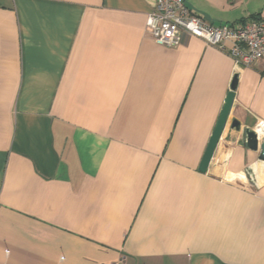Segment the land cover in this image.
<instances>
[{
	"label": "crops",
	"instance_id": "1",
	"mask_svg": "<svg viewBox=\"0 0 264 264\" xmlns=\"http://www.w3.org/2000/svg\"><path fill=\"white\" fill-rule=\"evenodd\" d=\"M155 1L0 0V264H264V161L243 140L264 58L157 44ZM185 1L215 25L264 19V0Z\"/></svg>",
	"mask_w": 264,
	"mask_h": 264
},
{
	"label": "built area",
	"instance_id": "2",
	"mask_svg": "<svg viewBox=\"0 0 264 264\" xmlns=\"http://www.w3.org/2000/svg\"><path fill=\"white\" fill-rule=\"evenodd\" d=\"M147 27L154 41L162 46H178L184 35L200 38L207 45L227 52L237 69L250 67L264 58L263 18L215 25L197 14L185 0H156ZM254 130L259 140L264 139V121H259Z\"/></svg>",
	"mask_w": 264,
	"mask_h": 264
},
{
	"label": "water",
	"instance_id": "3",
	"mask_svg": "<svg viewBox=\"0 0 264 264\" xmlns=\"http://www.w3.org/2000/svg\"><path fill=\"white\" fill-rule=\"evenodd\" d=\"M236 87H237V76H235L233 78V81L231 84L232 90L230 91V93L228 94V96L226 98L224 108L221 112V115H220V118H219L218 123L216 125V128L213 132V135L210 139V142L208 144L206 152L203 156V159H202V162H201V165L199 168V170L202 172L208 171L210 162H211L213 155L215 153V150L218 146V143H219V140L222 136L224 128L228 122L229 115H230V112H231V109L233 107L234 100H235ZM232 126L234 128H236L237 130L241 129V123L236 119L232 121ZM243 140H244L246 146L248 147V149L255 151V152H259V159L261 161H264V139L259 140L258 135L253 128L244 129ZM251 173H252L251 169H247L246 175H247V178L249 180H252V174Z\"/></svg>",
	"mask_w": 264,
	"mask_h": 264
}]
</instances>
